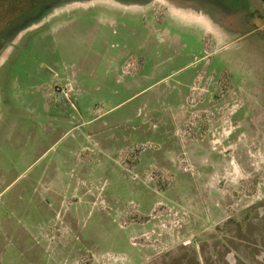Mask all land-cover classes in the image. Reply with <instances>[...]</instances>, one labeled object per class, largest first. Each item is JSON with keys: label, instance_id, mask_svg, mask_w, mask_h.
<instances>
[{"label": "rangeland", "instance_id": "rangeland-1", "mask_svg": "<svg viewBox=\"0 0 264 264\" xmlns=\"http://www.w3.org/2000/svg\"><path fill=\"white\" fill-rule=\"evenodd\" d=\"M137 1L0 25V264H264V0Z\"/></svg>", "mask_w": 264, "mask_h": 264}, {"label": "flooded vegetation", "instance_id": "flooded-vegetation-1", "mask_svg": "<svg viewBox=\"0 0 264 264\" xmlns=\"http://www.w3.org/2000/svg\"><path fill=\"white\" fill-rule=\"evenodd\" d=\"M4 1L6 0H0V11H2V14H0V25H8V23H14V24H11L12 26L11 27H14V26H18L22 23H24L25 19H27L26 17L30 16L31 14H27L25 12L24 14V11L22 10V8H20L22 5H21V2L23 0H8V2L10 3H4ZM125 1L123 6H127V7H130L134 4H137L136 2H138L137 0H123ZM187 1V2H186ZM185 2L182 1V0H179V2L177 3V1L175 2V4H179V5H193V6H197V7H203V8H206V7H211V6H222V7H229L231 9H234V10H242V11H251L252 10V7L254 5V0H234V1H231V2H228V1H209V0H186ZM52 2H54V0H51L50 3L46 4V3H41L40 0H32L31 3H33V7L31 8V10H33L34 12L32 13V15H36L37 13H39L44 7H46V5H50ZM132 2H135V3H132ZM173 2V0H172ZM258 4V2H257ZM136 6V5H135ZM169 4H167L166 7H168L169 9ZM18 9V10H17ZM166 9V8H164ZM12 10H16L17 13V18H11L9 17V14ZM19 10H22L23 12L19 11ZM8 31V28L7 30ZM7 32H5L2 36H0V42L4 39V35L6 34Z\"/></svg>", "mask_w": 264, "mask_h": 264}]
</instances>
